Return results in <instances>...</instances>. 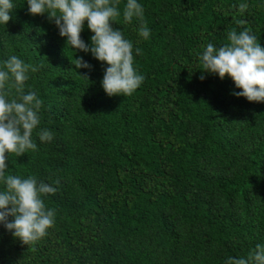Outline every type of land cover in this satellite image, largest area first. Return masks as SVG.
<instances>
[{
    "label": "trees",
    "instance_id": "obj_1",
    "mask_svg": "<svg viewBox=\"0 0 264 264\" xmlns=\"http://www.w3.org/2000/svg\"><path fill=\"white\" fill-rule=\"evenodd\" d=\"M139 2L149 39L122 15L112 22L140 49L144 81L126 97H108L101 62L66 47L25 0L0 26V66L16 55L38 68L24 90L54 136L40 144L34 131L38 150L10 154L5 176L60 181L44 198L55 211L44 238L24 245L0 226V264H224L264 244V103L231 95L229 78L201 80L198 59L244 28L264 47V0ZM81 56L91 70L72 64Z\"/></svg>",
    "mask_w": 264,
    "mask_h": 264
},
{
    "label": "clouds",
    "instance_id": "obj_2",
    "mask_svg": "<svg viewBox=\"0 0 264 264\" xmlns=\"http://www.w3.org/2000/svg\"><path fill=\"white\" fill-rule=\"evenodd\" d=\"M30 15H46L54 22L58 34L65 39L66 47L74 53L82 52L101 62L103 77L101 88L108 97L130 96L144 81L134 67V56L140 49L131 40L124 38L121 30L114 29L112 22L122 15L124 24H137L139 40L150 38V29L144 19V8L139 0H25ZM16 7L15 0H0V26L11 19ZM248 3L242 2L237 11L244 14ZM86 27L92 35L86 43L81 33ZM204 73L215 75L220 80L231 79L234 89L230 93L248 102L264 103V47L248 28L229 31L227 43L215 46L207 43L198 53ZM76 69L91 70L83 57L74 58ZM16 55H9L0 66V226L24 245H34L44 238L55 223V211L46 208L44 198L57 191L59 180L47 183L35 176L23 178L7 175L8 157H19L29 151H37L33 142L36 131L40 144L50 143L54 136L47 128H38L41 123L42 101L35 92L24 90L29 74L36 72ZM14 89L10 92L9 89ZM239 89L240 91H236ZM224 264H264V244H256L247 258L228 257Z\"/></svg>",
    "mask_w": 264,
    "mask_h": 264
}]
</instances>
